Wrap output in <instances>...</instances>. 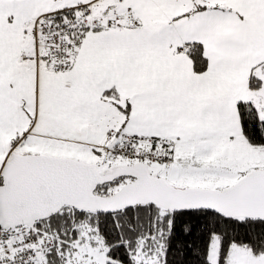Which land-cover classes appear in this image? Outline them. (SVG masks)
I'll use <instances>...</instances> for the list:
<instances>
[{
  "label": "snow or ice",
  "instance_id": "snow-or-ice-1",
  "mask_svg": "<svg viewBox=\"0 0 264 264\" xmlns=\"http://www.w3.org/2000/svg\"><path fill=\"white\" fill-rule=\"evenodd\" d=\"M0 264H264V0H0Z\"/></svg>",
  "mask_w": 264,
  "mask_h": 264
}]
</instances>
